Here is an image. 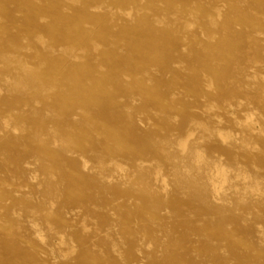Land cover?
Returning <instances> with one entry per match:
<instances>
[{"label":"rangeland","instance_id":"obj_1","mask_svg":"<svg viewBox=\"0 0 264 264\" xmlns=\"http://www.w3.org/2000/svg\"><path fill=\"white\" fill-rule=\"evenodd\" d=\"M0 264H264V0H0Z\"/></svg>","mask_w":264,"mask_h":264},{"label":"bare ground","instance_id":"obj_2","mask_svg":"<svg viewBox=\"0 0 264 264\" xmlns=\"http://www.w3.org/2000/svg\"><path fill=\"white\" fill-rule=\"evenodd\" d=\"M140 7V6H139ZM95 8H98L99 9V7H95ZM94 8V9H95ZM97 10V9H96ZM95 11V10H94ZM214 11H215V15L214 16H212L211 17V19H212V26L213 25H216L214 22L215 21H217V20H219V19H221L222 18V8H220V6H216V7H214ZM132 15V13L130 12V13H128V16H131ZM256 42V41H255ZM17 58V60H14V61H6V62H8V64H10V66H18V67H20V66H22L23 67V74L26 76V77H30V76H32V75H34V73H33V71H34V69H33V67L31 66V64L29 63V58L30 57H28L27 55H19L18 57H15V59ZM233 63V61H230V64H232ZM128 66H130V65H128ZM133 67V66H132ZM242 68V67H241ZM198 80H199V78H195V83H198ZM207 81V83H209L208 85H209V89H211L212 88V86H213V82H214V80L211 78V77H209V79L208 80H205V82ZM43 84V82H40V87L43 89V88H45L46 86L45 85H42ZM195 88L196 89H199L200 87L199 86H195ZM201 90V89H200ZM202 95V94H201ZM227 97H228V99L229 100H231V101H233L234 100V98H232L231 96H228L227 95ZM162 100V99H166L165 101H167V102H169L168 101V99L164 96V95H162V94H159V95H155L154 97H148V101H151V103L153 104V105H157L158 103H159V100ZM242 105V104H241ZM241 107V106H240ZM105 108H107V107H105ZM164 107H162V109L161 110H163L162 111V113L163 114H167L166 113V110L167 109H170V108H164ZM70 110H71V108H69ZM82 108L81 107H78V110H81ZM72 110H75V109H72ZM103 110V109H102ZM192 112L190 111V114H191ZM21 118V117H20ZM19 118V119H20ZM20 121V120H19ZM18 121V122H19ZM230 122V121H229ZM198 124V123H197ZM244 124L247 126V127H249V126H251V124H252V119L249 117V118H247L245 121H244ZM202 125V124H201ZM200 127V126H199ZM236 127V126H235ZM5 129L6 130H11L12 128H11V126H10V124H9V122H8V120L6 121V123H5ZM12 131L13 132H15V131H17L15 128H13L12 129ZM207 133V132H206ZM209 134V133H208ZM224 134V133H223ZM231 134V133H230ZM233 135V134H232ZM227 136V135H226ZM235 137V136H234ZM179 147L181 148V150L183 151V152H186L187 150H188V147H189V139L188 140H184V141H181L180 143H179ZM197 156V155H196ZM204 157V156H203ZM203 157L201 156V155H199V156H197V163H202L203 162ZM206 158V157H205ZM81 159V158H80ZM205 160V159H204ZM87 164H85V166H86ZM89 165V164H88ZM202 165V164H201ZM117 167V166H116ZM115 167V168H116ZM106 168V167H105ZM127 168V167H126ZM87 170V169H86ZM230 173V172H229ZM227 174H228V170L225 168V167H219V166H217V167H215V170H214V172H213V181H212V183H213V190H214V192H215V194L217 195V196H219V193H221L222 191H223V189H224V185L227 183ZM253 191L254 192H259V189H253ZM256 195V194H255ZM79 208H80V206H79ZM82 208V207H81ZM62 241V240H61Z\"/></svg>","mask_w":264,"mask_h":264}]
</instances>
